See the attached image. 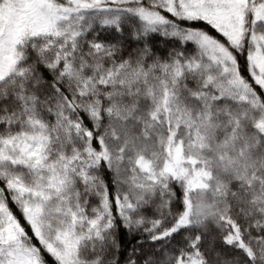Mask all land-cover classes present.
Returning <instances> with one entry per match:
<instances>
[{
    "label": "snow or ice",
    "instance_id": "1",
    "mask_svg": "<svg viewBox=\"0 0 264 264\" xmlns=\"http://www.w3.org/2000/svg\"><path fill=\"white\" fill-rule=\"evenodd\" d=\"M0 264H264V0H0Z\"/></svg>",
    "mask_w": 264,
    "mask_h": 264
}]
</instances>
